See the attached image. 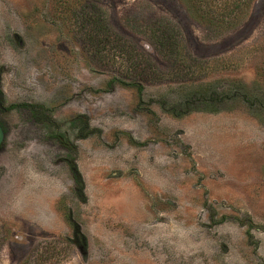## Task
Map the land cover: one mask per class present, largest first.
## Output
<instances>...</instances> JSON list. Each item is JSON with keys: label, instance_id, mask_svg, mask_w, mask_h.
Returning <instances> with one entry per match:
<instances>
[{"label": "rangeland", "instance_id": "rangeland-1", "mask_svg": "<svg viewBox=\"0 0 264 264\" xmlns=\"http://www.w3.org/2000/svg\"><path fill=\"white\" fill-rule=\"evenodd\" d=\"M0 90V264H264V0H0Z\"/></svg>", "mask_w": 264, "mask_h": 264}, {"label": "trees", "instance_id": "trees-1", "mask_svg": "<svg viewBox=\"0 0 264 264\" xmlns=\"http://www.w3.org/2000/svg\"><path fill=\"white\" fill-rule=\"evenodd\" d=\"M182 1L194 19L206 28L221 34L236 27L244 20L254 0Z\"/></svg>", "mask_w": 264, "mask_h": 264}, {"label": "water", "instance_id": "water-1", "mask_svg": "<svg viewBox=\"0 0 264 264\" xmlns=\"http://www.w3.org/2000/svg\"><path fill=\"white\" fill-rule=\"evenodd\" d=\"M2 100H3V93H2V91H0V108H1V109H4V106H3V104H2ZM3 135H4V132H3L2 127H1V125H0V142H1L2 139H3Z\"/></svg>", "mask_w": 264, "mask_h": 264}, {"label": "flooded vegetation", "instance_id": "flooded-vegetation-1", "mask_svg": "<svg viewBox=\"0 0 264 264\" xmlns=\"http://www.w3.org/2000/svg\"><path fill=\"white\" fill-rule=\"evenodd\" d=\"M0 91H1V90H0ZM2 101H3V100H2ZM2 104H3V103H2ZM3 106H4V105H3ZM4 108H5V107H4ZM0 109H1V108H0ZM0 125H1V124H0ZM3 136H4V135H3ZM2 140H3V139H2ZM1 142H2V141H1ZM1 142H0V143H1Z\"/></svg>", "mask_w": 264, "mask_h": 264}]
</instances>
